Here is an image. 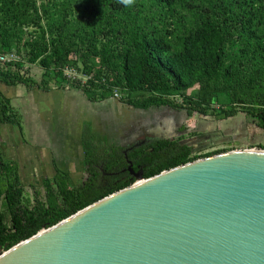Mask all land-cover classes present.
Segmentation results:
<instances>
[{
	"label": "trees",
	"instance_id": "1",
	"mask_svg": "<svg viewBox=\"0 0 264 264\" xmlns=\"http://www.w3.org/2000/svg\"><path fill=\"white\" fill-rule=\"evenodd\" d=\"M9 55L15 61L0 63L6 86L72 88L92 102L119 93L121 106L132 110H184L221 120L241 113L264 129V0H132L127 6L122 0H0V57ZM25 64L43 70L40 82ZM19 122L0 90V125ZM148 148L146 179L229 151L192 155L168 141ZM122 149H99V155L89 146L84 182L74 186L58 175L44 194L31 196L17 165L0 152V255L132 185L130 177H104L127 166Z\"/></svg>",
	"mask_w": 264,
	"mask_h": 264
},
{
	"label": "water",
	"instance_id": "2",
	"mask_svg": "<svg viewBox=\"0 0 264 264\" xmlns=\"http://www.w3.org/2000/svg\"><path fill=\"white\" fill-rule=\"evenodd\" d=\"M45 228L0 264H264V150L144 178Z\"/></svg>",
	"mask_w": 264,
	"mask_h": 264
},
{
	"label": "crops",
	"instance_id": "3",
	"mask_svg": "<svg viewBox=\"0 0 264 264\" xmlns=\"http://www.w3.org/2000/svg\"><path fill=\"white\" fill-rule=\"evenodd\" d=\"M0 90L12 102L20 121L19 125H0V152L17 165L21 183L30 196V190H43L58 175H65L74 186L84 182L90 160L87 148H96L99 155V149L111 153L118 134L125 140L123 136L134 115L132 109L119 102H92L81 90L72 88L44 90L2 84ZM118 116L123 119L121 123L117 122ZM143 116L138 117L140 126ZM99 168L103 170L102 165Z\"/></svg>",
	"mask_w": 264,
	"mask_h": 264
},
{
	"label": "flooded vegetation",
	"instance_id": "4",
	"mask_svg": "<svg viewBox=\"0 0 264 264\" xmlns=\"http://www.w3.org/2000/svg\"><path fill=\"white\" fill-rule=\"evenodd\" d=\"M134 115L132 122L126 129V135L123 136L125 140H122V136L116 141V145H119L123 149L121 150L126 167L117 172L116 170L112 174H108L107 179L112 177H120L115 180H124L128 177L135 179L134 175L128 171L129 162L135 172L145 170L148 163L146 161L150 159V153H153L152 148H148L151 144H155L159 141L178 142L182 146H187L191 149L192 155L193 146L199 145L204 140L201 135H198L196 129H191L184 120L182 114L186 111H178L171 109L158 110L151 108L149 110H133ZM143 116L142 126L137 124V115ZM140 121V120H139ZM154 146V145H153ZM141 148H147L146 152L142 155H135ZM114 148L111 150V152ZM163 155V154H162ZM164 155H169L164 153Z\"/></svg>",
	"mask_w": 264,
	"mask_h": 264
},
{
	"label": "rangeland",
	"instance_id": "5",
	"mask_svg": "<svg viewBox=\"0 0 264 264\" xmlns=\"http://www.w3.org/2000/svg\"><path fill=\"white\" fill-rule=\"evenodd\" d=\"M25 70L29 71L30 77H32L35 81H41L43 77V70L39 66L25 64L24 71ZM65 73L71 80L74 78L80 79L84 84L87 81V78H82L72 70H66ZM0 85L2 86V84ZM15 89H17V87H15ZM115 94L116 96L110 100L119 102L121 95L119 93ZM176 100L179 104L183 102V98L180 96L176 97ZM215 107H219V105H216ZM184 113L185 114H182L183 117L181 120H184L185 124H187L191 129H196L199 133L198 135H201L200 137L204 138L199 145L193 146L194 155L214 153L223 149L229 150L228 152L247 149L259 150V146L264 143V129L259 128L252 119L248 118L244 114L240 113L234 118L221 120L209 115L204 116L187 111ZM122 121L123 119L118 116L117 122L121 123ZM118 136L120 137V135H117V139L119 138ZM38 191H40L41 194H44V189L30 190V194H34Z\"/></svg>",
	"mask_w": 264,
	"mask_h": 264
},
{
	"label": "built area",
	"instance_id": "6",
	"mask_svg": "<svg viewBox=\"0 0 264 264\" xmlns=\"http://www.w3.org/2000/svg\"><path fill=\"white\" fill-rule=\"evenodd\" d=\"M15 59H16V57L14 55L1 56L0 57V63L4 64V63L12 62V61H15Z\"/></svg>",
	"mask_w": 264,
	"mask_h": 264
},
{
	"label": "clouds",
	"instance_id": "7",
	"mask_svg": "<svg viewBox=\"0 0 264 264\" xmlns=\"http://www.w3.org/2000/svg\"><path fill=\"white\" fill-rule=\"evenodd\" d=\"M122 2L127 6L132 3V0H122Z\"/></svg>",
	"mask_w": 264,
	"mask_h": 264
}]
</instances>
